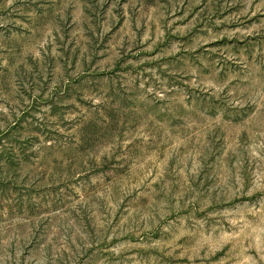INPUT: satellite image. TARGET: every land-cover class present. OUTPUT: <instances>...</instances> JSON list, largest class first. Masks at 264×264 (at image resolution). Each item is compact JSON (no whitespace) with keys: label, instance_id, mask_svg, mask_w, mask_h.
Listing matches in <instances>:
<instances>
[{"label":"rangeland","instance_id":"obj_1","mask_svg":"<svg viewBox=\"0 0 264 264\" xmlns=\"http://www.w3.org/2000/svg\"><path fill=\"white\" fill-rule=\"evenodd\" d=\"M0 264H264V0H0Z\"/></svg>","mask_w":264,"mask_h":264}]
</instances>
